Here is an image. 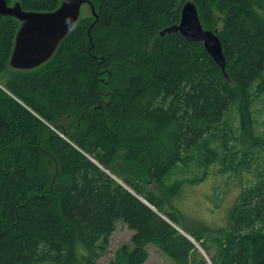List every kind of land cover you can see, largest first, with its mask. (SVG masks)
Returning <instances> with one entry per match:
<instances>
[{
	"label": "trees",
	"instance_id": "1",
	"mask_svg": "<svg viewBox=\"0 0 264 264\" xmlns=\"http://www.w3.org/2000/svg\"><path fill=\"white\" fill-rule=\"evenodd\" d=\"M6 1L34 12L61 2ZM90 1L96 15L28 70L9 64L20 21L0 15V264H96L116 221L132 236L108 264H143L147 244L174 264H207L137 195L179 225L174 200L213 165L236 175L255 166L257 179L217 235L185 231L203 251L214 245L211 264H264V133L252 131V103L264 94V0H190L203 28H218L224 72L202 42L160 34L187 0ZM62 116L74 120L60 127L66 139L49 127ZM193 164L195 176H179Z\"/></svg>",
	"mask_w": 264,
	"mask_h": 264
},
{
	"label": "rangeland",
	"instance_id": "2",
	"mask_svg": "<svg viewBox=\"0 0 264 264\" xmlns=\"http://www.w3.org/2000/svg\"><path fill=\"white\" fill-rule=\"evenodd\" d=\"M15 2L17 1L11 2L10 5ZM89 11V5L83 4L80 9V17L89 15ZM257 98L259 99L257 101L255 99L256 102L254 101L252 103L254 111V113L252 112V119H254L256 122L252 129L254 135L256 133H264V94L259 95ZM238 121L239 117L236 115L234 117L235 124H237ZM69 123L74 125V120L69 116H62L58 121L56 120V124H54V126L51 124L49 127L50 130L55 131L66 139V135L64 132H62L60 127L64 125L65 127H68ZM73 127L74 126H71L69 129L72 130ZM209 147L214 148L215 146L209 145ZM257 147L260 148L259 146ZM209 163L210 164L208 167H210L211 161H209ZM116 164L120 165L121 169L125 171L130 170V165L121 158L117 159ZM194 165L195 164L189 165L185 170L182 169L179 176L185 178H192L195 176L199 170ZM105 171L109 173L107 170ZM257 171L258 167L256 168L254 166L249 172L242 171L240 175H236L232 171L218 173L216 171V166L213 165L208 177L206 176L197 184L183 185L179 197L174 200V204L179 208L184 216L182 219L183 222H180L179 225L175 224L165 215L161 214L157 210L156 211L162 217L174 224V226L179 229L180 233L182 232L187 234L199 248L202 256L205 255L203 257L206 263L211 264L209 262L215 251L214 245H211L208 251H203V248L201 247V241L197 242L194 240L193 237L190 236L185 230L192 229L197 231L199 234L208 233L217 235L216 230L225 226L227 212L234 204L239 192L241 191V188L243 186H247L249 183L254 182L257 179ZM110 175L112 178L120 181L117 176L112 175V173ZM239 182H241V184ZM149 188L164 200V209L174 212L179 217V212L171 209L167 199L163 196V194H160L151 184H149ZM137 197L143 203H148L141 196L137 195ZM131 236L132 230H130L124 222L116 221L114 225V231L109 236L104 251L99 256L96 264H108L114 258L115 252L118 250V248H120L123 244L128 243ZM146 249L148 251V257L143 264H174L173 261L165 257V255L162 254L161 251H159V249L154 245L147 244Z\"/></svg>",
	"mask_w": 264,
	"mask_h": 264
},
{
	"label": "water",
	"instance_id": "3",
	"mask_svg": "<svg viewBox=\"0 0 264 264\" xmlns=\"http://www.w3.org/2000/svg\"><path fill=\"white\" fill-rule=\"evenodd\" d=\"M83 4H88L93 15H96L90 0H62L56 9L49 12L25 11L18 2L10 5L6 0H0V15L14 17L21 23L14 37L9 59L10 66L17 70H28L47 61L59 42L79 20ZM171 31H179L189 41L202 42L207 53L220 69L225 71V59L217 35L218 28L214 30L203 28L193 2L186 1L181 9L179 23L163 29L160 34ZM116 181L130 191L121 181ZM146 204L179 231L174 224L158 214L152 205ZM182 234L191 240L187 234ZM191 241L194 243L193 240Z\"/></svg>",
	"mask_w": 264,
	"mask_h": 264
}]
</instances>
